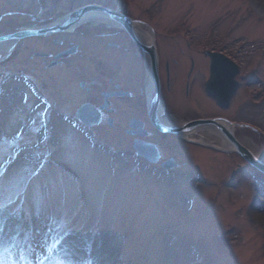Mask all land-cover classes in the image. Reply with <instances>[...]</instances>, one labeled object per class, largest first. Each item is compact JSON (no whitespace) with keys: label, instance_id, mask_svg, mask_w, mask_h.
<instances>
[{"label":"rangeland","instance_id":"1","mask_svg":"<svg viewBox=\"0 0 264 264\" xmlns=\"http://www.w3.org/2000/svg\"><path fill=\"white\" fill-rule=\"evenodd\" d=\"M8 1L22 11H46L53 19L83 4L117 7L121 1L129 16L146 18L162 33L183 22V37L194 33L199 49L224 52L239 64L241 87L225 117L253 124L255 130L234 126L236 137L264 156V0ZM1 25L0 32L18 28L12 19ZM104 26L85 22L79 30L94 33ZM70 38L80 39L59 37L66 43ZM35 41L25 38L12 63L26 65L43 91L55 93L59 111H75L81 97L76 74L63 67L49 71L66 79L58 94L55 79L31 72ZM7 52L0 50V57ZM24 83L9 84L0 102V176L18 192L15 203L6 196L0 201L8 205L0 208V228L5 234L21 231L19 246L4 254V264H60L61 259L90 264L95 252L90 245L98 237L105 239L114 264H264V222L251 214L264 174L240 155L199 148L194 168L200 179L191 175L176 182L131 169L127 161L109 164L108 154L91 150L80 131L33 97ZM203 134L220 143L218 135ZM107 135L112 145L128 139ZM43 138L49 139L41 145ZM13 212L18 215L12 217ZM65 248L74 254L65 257Z\"/></svg>","mask_w":264,"mask_h":264},{"label":"flooded vegetation","instance_id":"2","mask_svg":"<svg viewBox=\"0 0 264 264\" xmlns=\"http://www.w3.org/2000/svg\"><path fill=\"white\" fill-rule=\"evenodd\" d=\"M16 9L17 4H11L8 0H2V4L0 2L2 13ZM131 17L137 22L133 28L138 27L140 30L134 34L137 42L125 28L113 22L103 23L106 28H99L94 33L83 32L78 28L73 32L45 33L29 38L36 40L31 54V72L37 70L36 73L55 79L58 94L66 79L61 81L60 74L50 75L49 71L56 69L60 72L58 67H63L61 69H71L76 74V80L79 81L76 89L81 97L75 111L69 114L59 111L52 100L55 93L43 91L35 77L27 71L26 65L12 63L24 39L16 41L13 50L0 57V85L6 88L12 82L24 81L25 85L35 89L37 98L49 101L52 113L60 118L68 116L66 118L69 119L75 116L77 109L86 106L97 120L95 125L86 126L75 117L69 119L74 121L72 125L80 130L84 139H94L100 147H111L109 152L130 162L131 169L134 167L157 179L176 182L197 172L194 167L198 162L199 148L208 151L212 149L204 148L197 142V129H183V136L177 132L159 131L153 125L150 109L154 91L151 93V89L147 88L151 79L150 65L141 45L151 47L154 44L157 51L162 97L157 114L163 124L180 129L196 119H223L225 108L220 107L206 91V82L211 76V61L205 55L206 49L198 48L196 35L189 34L190 37L185 38L181 33H162L155 27L151 32L144 25H151L146 18ZM11 19L18 24L14 31L28 27L22 25L23 20L19 17L4 16L0 17V28L2 23ZM60 36L80 39L70 38L66 43L59 39ZM74 45L76 48L73 54L57 57ZM55 47H59L57 52ZM109 133L120 134L128 139L119 145H112L103 137ZM213 152L219 153L215 150Z\"/></svg>","mask_w":264,"mask_h":264},{"label":"water","instance_id":"3","mask_svg":"<svg viewBox=\"0 0 264 264\" xmlns=\"http://www.w3.org/2000/svg\"><path fill=\"white\" fill-rule=\"evenodd\" d=\"M93 11L103 12L106 15L107 19L118 21L119 23L128 27V30L131 33H133L130 19L123 17V16L119 15L118 13H116L110 9L104 8L102 6H99V5H89V6L82 8V9H79V10H76V11L69 13L68 15H66V17L64 18V20L60 24L54 26L52 29H54L56 31H65L69 27H72L73 25L78 24L81 21H83L85 16L87 14H89V12H93ZM35 33L36 32H32V31H23V32L13 34L11 37L20 38V37L27 36L30 34H35ZM4 38L5 37H0V41L3 40ZM143 48H145V51H147V48L145 46H143ZM150 54H151V73H152V78H153L154 87H155V91H154V97L155 98L153 99L152 102L155 103L156 101H158V98H159L157 62H156L155 53L150 52ZM214 56H216V58L222 57L219 54H215ZM238 72H239L238 66L235 65L233 62H231L228 58L225 57V81H226L225 82V107H227L229 105L230 99L233 96V94L236 91V88L238 86L237 81H235V76ZM79 115H81V114H79ZM81 117H82V115H81ZM151 119H152V122L154 123V126L156 128H158L159 130L170 131V132H174V133L177 132V133L181 134L182 130H180V129L175 130V129L168 128V127H165L164 125H162V123L157 118L155 107L151 110ZM211 123H214L215 125H217V122L214 119L213 120H197V121H195L189 125H186V127L187 128H192V127L196 128V127H201V126L211 124ZM227 124H228V127H226V128L221 127L220 125H217V126L221 129L222 135L233 145V150L236 153H238L239 155H241L245 160H247L252 166L257 168L260 172H262L264 174V162H262L261 160L256 158L249 149H247L244 145H242L236 139L234 132H233V128L237 124H233L229 121H227Z\"/></svg>","mask_w":264,"mask_h":264},{"label":"bare ground","instance_id":"4","mask_svg":"<svg viewBox=\"0 0 264 264\" xmlns=\"http://www.w3.org/2000/svg\"><path fill=\"white\" fill-rule=\"evenodd\" d=\"M104 16V14L102 13H98V12H89L88 15L85 16L84 21L86 20H92V19H102V17ZM134 34L137 32H140V30L137 28H133ZM152 43V42H150ZM13 44V42L7 41V42H1L0 43V50L3 49H9L10 46ZM154 48V47H153ZM150 52L155 53V57H156V62H157V77H158V55H157V51L155 50H151ZM150 52L146 51V59L147 62L149 63V65L151 66V54ZM150 70V75H151V79L149 80V83L147 84V88H151L154 87V82H153V78H152V73H151V68L149 67ZM210 79L214 82L217 83H224L226 81L222 80L218 73L216 72H212ZM159 81V80H158ZM224 128L228 127V124L226 123H221ZM204 126H202L201 128H203ZM208 131V135H212L213 133L217 134L220 139V143L218 145L214 146L219 149L222 152H227L228 151H232L233 150V145L223 136L221 135L220 132H216L214 131L215 129H213V127H209L207 129ZM220 133V134H219ZM199 134V133H198ZM198 140L201 141H207V136L203 134V130L200 131V135L197 136ZM209 144H211L210 142H208ZM213 146V144H211ZM253 152V151H252ZM253 155L258 158L259 160H261L262 162H264V156L262 155L261 152L256 151L255 153L253 152ZM254 200L255 202L252 204V209H251V214L253 215L254 218H256L257 220L264 222L262 220H264V212H260V210H264V200L261 199V196H264V189H258L257 191H255L254 193ZM103 240V241H102ZM97 243H95L94 245H90V247H92L94 249L95 252H91V255H94V260L92 262H90V264H114L113 260L111 259V253L108 252V247L105 239L104 238H97ZM102 241V242H101ZM64 242V241H63ZM66 242H68V239H66ZM66 246V245H65ZM88 252V251H87ZM71 255H73V252H70ZM110 253V254H109ZM95 255H97V258L95 259ZM103 255H106L105 257H103V259H101V261L98 260V258H101ZM93 257V256H91Z\"/></svg>","mask_w":264,"mask_h":264},{"label":"snow or ice","instance_id":"5","mask_svg":"<svg viewBox=\"0 0 264 264\" xmlns=\"http://www.w3.org/2000/svg\"><path fill=\"white\" fill-rule=\"evenodd\" d=\"M7 184H8V177L0 176V201H2L3 198L6 196L8 201L15 203L16 202L15 197L18 196V192L6 187ZM6 207H8L7 204L0 203V208H6ZM17 215L18 213L15 212L11 214L12 217H15ZM20 235H21V231L18 227L12 234H5L3 228H0V264H4L5 253H10L13 248L19 246ZM63 252L65 257L71 256V253L67 248H65ZM37 258L39 259V257ZM20 259L22 261L27 260V257L23 254V250L21 251ZM28 264H31V262L28 261ZM60 264H73V262L71 259L68 260L61 259Z\"/></svg>","mask_w":264,"mask_h":264}]
</instances>
